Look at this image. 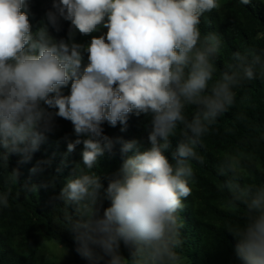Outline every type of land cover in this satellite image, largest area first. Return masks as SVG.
I'll return each instance as SVG.
<instances>
[{
  "label": "clouds",
  "instance_id": "obj_1",
  "mask_svg": "<svg viewBox=\"0 0 264 264\" xmlns=\"http://www.w3.org/2000/svg\"><path fill=\"white\" fill-rule=\"evenodd\" d=\"M220 8V0H53L46 18L57 31L59 18L70 21L66 41L54 38L45 24L33 31L28 0H0V166L7 167L12 153L31 158L52 130L47 109L71 121L77 138L67 150L81 143L84 150L60 199L77 205L80 219L73 227L82 256H107V264H181L178 213L192 192V161L205 163L197 149L233 105L234 89L264 78V54L254 50L233 52L218 69L223 41L202 33L200 23L202 15ZM101 29L106 33L87 45L74 42L77 31ZM84 52L89 63L82 67ZM69 82L65 96L61 89ZM133 112L151 117L150 146L125 159L104 189L98 161L114 141L102 124L126 126ZM178 128L183 140L173 164L165 151ZM138 145L125 142L122 151ZM239 165L226 156L218 168L227 177L220 190L230 193L238 209L243 206L240 222L228 230L238 240L242 264H264V184L241 182ZM10 177L18 183V170ZM102 189L111 203L101 216ZM10 194L0 193V207L9 206ZM120 242L130 259L119 254Z\"/></svg>",
  "mask_w": 264,
  "mask_h": 264
},
{
  "label": "trees",
  "instance_id": "obj_2",
  "mask_svg": "<svg viewBox=\"0 0 264 264\" xmlns=\"http://www.w3.org/2000/svg\"><path fill=\"white\" fill-rule=\"evenodd\" d=\"M52 3L53 0H28L30 24L33 31L45 24L54 38L67 41L70 21L59 18V31L47 21L46 13L53 10ZM220 3L221 8L202 15L200 23L202 33H215L223 41L216 61L218 69L223 70L236 51L254 50L264 54V3L260 0H250L247 5H242L240 0ZM88 63V53L84 52L82 67ZM70 87L71 82L61 89L62 94L69 95ZM234 91L233 105L202 138L203 144L197 150L205 163L192 161L195 170L190 184L192 192L183 199V208L178 213L181 245L176 251L190 264H242L236 254L238 240L228 228L240 222L243 206L238 209L230 193L220 190L227 178L218 175L223 158L235 157L240 161L238 171L245 178L241 182L264 184V78L245 81ZM47 110L53 114L52 130L45 133V139L30 154L31 158L25 160L21 153H12L7 167L0 166V193H11L9 206L0 207V264H53L36 255L39 245L49 241L66 249L73 264H107L110 257L88 259L77 251L80 243L73 227L80 219L77 205H65L60 192L74 175L76 166L82 164L84 146L81 143L68 152L67 144L77 138L73 125L55 115L58 109ZM102 128L103 134L114 141L112 151L106 150L98 161L97 171L106 189L125 159L150 146L148 135L152 123L149 115L133 112L126 126L118 122L113 127L105 121ZM169 139L170 147L165 155L175 164L174 153L183 140L179 128ZM132 140L140 145L123 152V144ZM34 168L36 171H32ZM14 169L19 172L18 183L10 177ZM104 189L97 204L101 216L111 203ZM118 252L126 259L131 258V251L123 242Z\"/></svg>",
  "mask_w": 264,
  "mask_h": 264
},
{
  "label": "rangeland",
  "instance_id": "obj_3",
  "mask_svg": "<svg viewBox=\"0 0 264 264\" xmlns=\"http://www.w3.org/2000/svg\"><path fill=\"white\" fill-rule=\"evenodd\" d=\"M221 1V0H220ZM264 3V0H260ZM107 29H101L100 32H94L90 35H81L78 31L74 36V42L87 45L92 36H99L106 33ZM69 39V38H68ZM68 41V40H67ZM37 257L53 264H73L70 254L59 243L54 241L44 242L39 245L36 253ZM181 264H190L188 259H181Z\"/></svg>",
  "mask_w": 264,
  "mask_h": 264
}]
</instances>
